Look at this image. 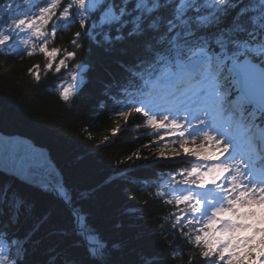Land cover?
<instances>
[{
	"label": "snow or ice",
	"instance_id": "obj_1",
	"mask_svg": "<svg viewBox=\"0 0 264 264\" xmlns=\"http://www.w3.org/2000/svg\"><path fill=\"white\" fill-rule=\"evenodd\" d=\"M72 24L80 30L71 50L54 63L59 49L47 45ZM82 39L108 53L126 55L129 44L138 49L131 60L115 61L119 75L109 74L100 106L115 104L112 111L124 121L113 137L140 121L152 130L141 147H157V162L190 163L173 171L166 186L156 185L155 198L174 208L171 228L203 264H264V0H0V52L32 56L38 47L47 57L44 67L61 73L78 67L70 62ZM21 44L26 47L17 51ZM29 72L41 80L38 71ZM71 76L78 81L77 71ZM74 88L63 87L59 99L69 102ZM0 142L11 145L0 176L72 209L76 246L82 243L87 254L79 264H114L107 241L72 205L54 159L22 140ZM141 159L137 148L118 164ZM5 207L10 215L0 222V264H27L28 245L38 242L33 237L50 213L19 236L11 229L21 216H34L35 205L9 183L0 190V217Z\"/></svg>",
	"mask_w": 264,
	"mask_h": 264
},
{
	"label": "trees",
	"instance_id": "obj_2",
	"mask_svg": "<svg viewBox=\"0 0 264 264\" xmlns=\"http://www.w3.org/2000/svg\"><path fill=\"white\" fill-rule=\"evenodd\" d=\"M78 30V25L72 24L50 39L49 50L59 49L54 63L59 62L66 49L71 50V39ZM80 42L82 48L70 62L78 67L70 66L61 73L44 67L47 58H43L38 47L32 56L25 53L21 57L10 49L0 52V132L27 136L54 159L63 173L72 205L88 215L90 223L107 241L114 264H203L197 250L179 230H173L161 218H166L164 208L169 209V214L174 208L155 198L160 190L156 185L166 186L173 171L189 165L181 160L157 162V147H141L152 136V130L140 121H130L113 137V130L124 121L112 111L115 104L100 106L104 99L101 90L109 74L118 76L115 61L131 60L138 49L129 44L127 54L121 55L105 52L88 39ZM24 47L21 44L17 51ZM29 69L38 71L41 80L36 81ZM72 71L79 73L81 82L66 103L59 99V81L63 80V73ZM45 87H49V93ZM137 148H141L146 159L118 164ZM106 178L113 183L109 184ZM9 183L12 190L35 205L34 216H21L11 229L17 235L23 236L35 218L50 213L48 223L33 237L38 242L28 245L27 264H47L51 257H56L52 264H60L64 258L78 264L86 261L83 244L76 246L72 209L49 194L14 180ZM8 216H3L1 222H6ZM59 229L67 234L62 235Z\"/></svg>",
	"mask_w": 264,
	"mask_h": 264
},
{
	"label": "bare ground",
	"instance_id": "obj_3",
	"mask_svg": "<svg viewBox=\"0 0 264 264\" xmlns=\"http://www.w3.org/2000/svg\"><path fill=\"white\" fill-rule=\"evenodd\" d=\"M118 75H119V73L118 72H116ZM66 74V73H65ZM65 74L63 73V76H62V78L64 79V76H65ZM50 79H54L53 77H51ZM47 84V83H46ZM45 91L47 92V93H49V87H45ZM0 134H2L1 132H0ZM2 136L3 137H5V141L6 140H9V139H29L27 136H23V135H20V134H13L12 136H9V135H5V134H2ZM2 136H1V139H2ZM29 141H31L30 139H29ZM31 144H34L33 142H31ZM35 145V144H34ZM36 147H38V148H41V149H43L42 147H39V146H37V145H35ZM10 147H11V145H9V144H6V143H0V148H9L10 149ZM45 152H46V150L45 149H43ZM6 152V151H5ZM13 179L11 178V177H9V176H0V190H3V188H4V186L5 185H7V182L8 181H12ZM14 190H16V189H14ZM13 190V191H14ZM167 209L168 208H164V210H163V212H164V214L166 215V218L165 217H161L162 219H163V221H164V223L165 224H167V225H169L168 224V222L170 223V225H171V220L169 219V213H168V211H167ZM169 210V209H168ZM4 216H8V215H10V209L8 208V207H5L4 208ZM2 218L3 217H0V222L2 221Z\"/></svg>",
	"mask_w": 264,
	"mask_h": 264
},
{
	"label": "water",
	"instance_id": "obj_4",
	"mask_svg": "<svg viewBox=\"0 0 264 264\" xmlns=\"http://www.w3.org/2000/svg\"><path fill=\"white\" fill-rule=\"evenodd\" d=\"M1 136H2V134H0V139H1ZM4 139H5V137L2 136V140H4ZM11 140H14V139L12 138ZM15 140H21V139H15ZM22 141H25L26 143H30L31 144L30 141H26V140H23V139H22ZM0 143H2V142H0ZM8 151H9V148H0V161H2L3 158L7 155Z\"/></svg>",
	"mask_w": 264,
	"mask_h": 264
},
{
	"label": "rangeland",
	"instance_id": "obj_5",
	"mask_svg": "<svg viewBox=\"0 0 264 264\" xmlns=\"http://www.w3.org/2000/svg\"><path fill=\"white\" fill-rule=\"evenodd\" d=\"M43 56V58H47L44 54L42 55ZM61 81H59V83H60ZM60 86V85H59ZM9 136H12V135H9ZM24 140H26V141H29V139H24ZM30 142H32V141H30ZM46 153H47V151H46Z\"/></svg>",
	"mask_w": 264,
	"mask_h": 264
}]
</instances>
